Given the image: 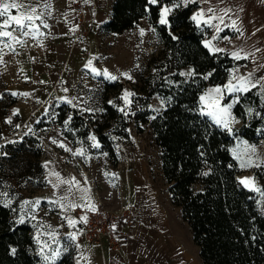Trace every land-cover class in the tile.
Instances as JSON below:
<instances>
[{"label": "rangeland", "instance_id": "rangeland-1", "mask_svg": "<svg viewBox=\"0 0 264 264\" xmlns=\"http://www.w3.org/2000/svg\"><path fill=\"white\" fill-rule=\"evenodd\" d=\"M196 1L199 6L193 15L204 10V19L213 14L223 16V23L219 19L211 21L212 25H219L220 32L214 26L199 24L207 31L204 45L210 41L230 55L232 52H240L241 57L247 55V59H235L237 62L225 83L209 84L201 96L209 89L223 88L229 81L237 83L234 76L246 77L252 73L253 81L264 77V0ZM15 2L36 7L47 27L41 20H36L38 33L21 37L23 46L8 38H0L15 48L12 51L0 43V193H7V197L0 196V200L5 204L10 199L12 202L8 206L12 217L16 221L23 217L24 222L33 227L32 235L41 264H55L66 254L71 255L74 264H151L158 258L166 264L165 260L174 253H181L178 256L188 264H203L190 226L183 219L181 209L171 202L161 167V151L155 143L150 123L139 121L135 116L143 107L140 102L133 107V96L138 93L144 97L146 94L142 88L143 77L156 71L150 63L152 57L163 49L157 28L144 18L135 28L122 33L104 32L102 24L107 11L102 0H99L98 14L88 33L85 27L77 25L75 15L72 20V0ZM227 5L239 7L240 15L237 16L236 11L224 15L222 10ZM175 6L167 7L173 10ZM209 8L214 9V13L208 12ZM24 10L10 12L18 15ZM247 17H250V24L245 22ZM233 21L235 27L231 26ZM7 30L12 31V28ZM90 60L101 75L94 74L87 67ZM105 70L117 79L106 78L102 74ZM189 72H193L191 66L181 69V73ZM125 91L133 94L127 98L128 104L122 98ZM239 95L241 99L245 93ZM251 98L257 101L251 103ZM231 99L225 92L223 103L227 104ZM66 100H72V104ZM168 102L166 97L152 95V116L162 111ZM202 104L200 100V108ZM234 106L228 119L229 132L234 137L231 151L240 169L238 178L240 181L252 178L253 184L247 188L260 189L256 192L264 210L263 180L258 175L264 168V93L258 86L242 100L245 121L235 115ZM112 110L122 122L116 134L112 133L113 126H117ZM14 111L17 114L13 115ZM74 114L81 115L87 122L86 137H80L72 128L70 123ZM69 116L71 121L66 125ZM260 117L263 119L257 130V140L250 141L238 134L237 129L243 123L249 124ZM106 125H109L104 129L107 139L101 142L95 128ZM79 129L86 131L85 127ZM71 130L74 139L67 136ZM93 136L100 145L98 148L93 147ZM78 151L83 155H73ZM249 160L252 166H241ZM51 173H59L61 179L73 181L71 191L69 184H60ZM37 200L40 201L38 205L35 204ZM98 200L114 208L130 203L134 219L126 242L132 241L131 230L141 225L143 255L136 252L132 256L123 246L119 252L106 242L87 244L68 238L69 233L77 235L80 232L83 223L80 218L88 212L83 206L89 201L95 205ZM25 201L30 203L25 204ZM70 203L81 207H61ZM69 218L77 221L75 227H69ZM153 232L158 233V242L165 241L155 257L145 249L150 236H154ZM167 236H172L178 243L173 251L168 248ZM45 244L49 246L44 249L47 255H51L52 249L60 251L54 261L43 260L40 249Z\"/></svg>", "mask_w": 264, "mask_h": 264}, {"label": "trees", "instance_id": "trees-1", "mask_svg": "<svg viewBox=\"0 0 264 264\" xmlns=\"http://www.w3.org/2000/svg\"><path fill=\"white\" fill-rule=\"evenodd\" d=\"M174 4L168 24H161L162 7ZM198 6L197 1L185 6L183 0H158L156 5L148 4V0H113L110 17L102 24V30L122 33L135 28L144 18L157 28L163 49L152 57L150 63L156 71L143 77L146 94L142 97L136 93L133 107L138 102L143 107L135 116L150 123L161 151V167L171 202L181 209L190 226L202 263L264 264V210L259 194L238 178L240 169L231 151L232 134L200 112L203 91L209 84L225 83L237 61L226 51L213 53L205 47L207 31L192 19ZM186 66H191L194 73L188 78L181 75ZM208 73L212 75L204 79ZM250 92L234 106L235 115L244 121L242 100ZM154 94L168 98L169 102L152 116L150 97ZM256 101L250 99L251 103ZM112 112L117 125L112 133L116 134L122 122ZM262 119L243 123L238 134L250 141L257 140ZM70 124L80 137L87 136L89 127L81 115L74 114ZM107 126L95 128L101 142L107 139ZM80 127L87 130L79 131ZM67 136L74 139L73 130ZM258 175L263 180L264 192V168ZM32 233L31 224L16 221L11 208L0 200V264H41ZM13 248L15 254L11 252ZM55 264L74 263L71 255L66 254Z\"/></svg>", "mask_w": 264, "mask_h": 264}, {"label": "snow or ice", "instance_id": "snow-or-ice-1", "mask_svg": "<svg viewBox=\"0 0 264 264\" xmlns=\"http://www.w3.org/2000/svg\"><path fill=\"white\" fill-rule=\"evenodd\" d=\"M196 0H184L185 6H187L188 3H195ZM205 3L208 2V0H204ZM158 3V0H148V4L151 5H156ZM179 6V5H177ZM20 10V9H25L24 11H20L18 15H12L10 10ZM172 11V8L170 7H163L160 12V20L159 22L161 24L167 25L168 24V14ZM224 15H227L231 9H223ZM208 12L214 13V9L209 8ZM40 13L37 12L36 7L33 6H25L23 4L16 3L15 0L13 2L8 3L5 2V0H0V38H8L9 41H13L16 44H20L23 46L24 40L21 39V37H28L30 35L35 36L38 33V28L35 24L36 20H41V23L43 24V20L41 19ZM205 12L204 10L199 11L195 15H193L192 19L197 22V24H205L208 26H214L216 28L217 32L222 31V29L219 27V25H212L211 21L214 19H219L221 23H223V16L217 17L215 14L212 16L208 17L207 19H204ZM44 27H47L46 24H43ZM232 27H235V21L232 22ZM12 28V31H8L7 29ZM239 31V29H237ZM14 33H19V35H14ZM141 34H143V30H141ZM213 39H216V37H213ZM0 43L4 44V47L11 49L12 51H15V48L12 46L11 43H4L3 40H0ZM205 47L209 48L210 52L216 53V52H222L224 49L217 48L214 45L211 44V42H206ZM232 57L239 60L241 58L247 59V55L244 57H241L240 52H232L231 53ZM87 67L91 69V71L96 74V75H101V73L92 67V61L90 60L88 62ZM264 67V66H262ZM106 78L115 81L117 79L116 76H112L107 70H105L102 73ZM193 72L189 73H181V75H193ZM122 75H127V74H122ZM212 73H208L204 79H207L209 76H211ZM252 73H249L248 76L244 77H233L237 81V83L233 84L231 81H229L228 84L224 85L223 88L221 87H216L213 89H209V91L200 97V100L203 102L202 107L200 108V112L202 115L208 116L211 118V120L228 131H231L229 128V119L230 118V110L231 108L240 102V95L241 93H247L251 91L254 88H257L259 86L260 92L264 93V77H260L259 79L253 81L252 80ZM131 79V77H128ZM67 91V89H65ZM225 92L232 97L229 103L224 104V94ZM15 95V93H13ZM24 95H28L25 93ZM133 94L125 91L123 95V99L125 100V104L130 103V101L127 99L128 97L132 96ZM68 104H72V100H66ZM111 103V102H110ZM75 106V105H74ZM121 111H124V109H120ZM249 113H251V109H249ZM17 114L15 111L13 115ZM259 115V114H258ZM227 117V118H226ZM71 121V116H69L68 120L65 121V124L67 125ZM9 123H11V118L8 120ZM19 127V126H17ZM91 140L93 141V147L98 148L100 145L96 141V137L93 136L91 137ZM53 143H57V141L53 140ZM61 147H64L63 144H60ZM66 151H71V149H65ZM254 151V149H253ZM73 155H83L82 151L74 152ZM242 167H249L252 166L251 160H249L247 163H242ZM259 166V165H257ZM47 167V164L45 165ZM51 175H55L57 179L59 180L60 184H69L70 188L69 191H71V186H74L73 181H66L60 178L59 173H51ZM75 184H79L78 181L75 182ZM241 184H243L245 187H249L250 185L253 184L252 178H244L241 180ZM54 187H58L59 185H53ZM253 190L255 191H260L258 188H254ZM82 191L87 192L88 189H83ZM0 196L7 197V193H0ZM62 199H66V197H62ZM11 200L8 199L6 200L4 206L7 207L8 205L11 204ZM25 204L30 203L29 201H25ZM40 201L37 200L35 201V204H39ZM61 207H71V208H76V207H81V205H77L74 203H70L69 205H61ZM83 207H87L89 211H96V207L94 204H92L90 201L88 204L84 205ZM80 220L83 222H87V217H81ZM19 223L24 222V218L21 217L20 220L18 221ZM77 221L73 220L71 218L68 219V225L69 227H75ZM68 238L70 240H75L76 239V233H69ZM37 242L39 243V237H37ZM45 247H49L47 244L41 247L40 249V254L43 258L44 261H54L59 255L60 251L56 249H52L51 255H47L44 253ZM66 250V248H65ZM12 254H15L16 249L13 248L11 249Z\"/></svg>", "mask_w": 264, "mask_h": 264}, {"label": "built area", "instance_id": "built-area-1", "mask_svg": "<svg viewBox=\"0 0 264 264\" xmlns=\"http://www.w3.org/2000/svg\"><path fill=\"white\" fill-rule=\"evenodd\" d=\"M98 7L99 0H72V9L77 25L80 28L85 27L87 33L91 30L97 17ZM95 207L96 211L88 210L85 215L87 222L82 221L76 241L87 244H104L106 242L112 249L121 252L123 243L129 238L128 229L134 219L130 203H124L119 208H114L104 201L98 200Z\"/></svg>", "mask_w": 264, "mask_h": 264}, {"label": "crops", "instance_id": "crops-1", "mask_svg": "<svg viewBox=\"0 0 264 264\" xmlns=\"http://www.w3.org/2000/svg\"><path fill=\"white\" fill-rule=\"evenodd\" d=\"M102 1H103V6L105 7V10L107 11L106 18L104 20V22H105L110 17L113 0H102ZM246 1H251V0H242L241 2H246ZM225 9H231V11L229 12L231 14H232L233 11H236L237 16L240 15L239 7L236 8V7L227 5ZM72 17H73L72 20L74 21L75 17H74V13L73 12H72ZM249 21H250V17H247L245 22L247 24H250L251 22H249ZM141 230H142L141 225L137 226V228H134L133 230H131L132 241L123 243V248H126L127 252L129 251L128 253H130V255H132V256L136 252L138 254L143 255V251H142L143 247H142L141 242H140L141 241V237H142ZM153 235L154 236L153 237L150 236V240L147 241L145 249H147L146 252H148V254L150 256L152 255V256L155 257L156 254H157V250H160L161 246H163L165 241H164V239H161V241H160L161 243H160V242H158V233L153 232ZM166 238H167V241H168L167 243L170 244V246H168V248H170L171 250L175 249L176 245H178L177 241L174 240V238L172 236H169V237L167 236ZM178 254L179 253H174V255L170 259L167 258L165 260L166 264H170V263L188 264L187 261L185 259H183L181 256H178ZM179 255H181V253ZM151 261H153V260H151ZM123 263L125 264V262H123ZM152 263H154V264H162L161 260L159 258L155 259L154 262H152Z\"/></svg>", "mask_w": 264, "mask_h": 264}]
</instances>
